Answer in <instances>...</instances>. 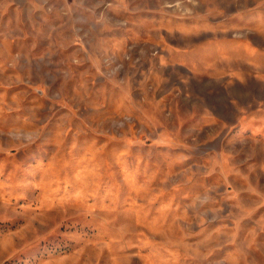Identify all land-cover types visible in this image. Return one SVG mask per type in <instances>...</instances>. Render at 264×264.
I'll use <instances>...</instances> for the list:
<instances>
[{
	"label": "rangeland",
	"instance_id": "374dc122",
	"mask_svg": "<svg viewBox=\"0 0 264 264\" xmlns=\"http://www.w3.org/2000/svg\"><path fill=\"white\" fill-rule=\"evenodd\" d=\"M0 264H264V0H0Z\"/></svg>",
	"mask_w": 264,
	"mask_h": 264
}]
</instances>
